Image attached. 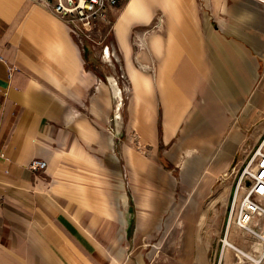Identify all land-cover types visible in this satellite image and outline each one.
<instances>
[{
    "label": "crops",
    "instance_id": "1",
    "mask_svg": "<svg viewBox=\"0 0 264 264\" xmlns=\"http://www.w3.org/2000/svg\"><path fill=\"white\" fill-rule=\"evenodd\" d=\"M244 1L254 12L242 18L262 24L264 6ZM120 3L119 12L116 8L110 16L114 40L109 43L115 54L116 49L122 54L133 101L123 118L118 107L114 121L112 97L121 94L111 83L115 75L101 78L93 65L97 60L87 62L66 24L40 0H0V264L228 263L221 257L227 210L224 216L211 212L229 204L231 181L241 169L231 171V166L243 139L238 136L235 152L224 142L228 129L233 135L243 123L249 128L264 124V108H256L264 87L244 102L240 125L236 110L223 111L232 118L231 126L219 127L210 107H222L217 102L221 85L213 88L229 66L210 32L214 45L206 56L194 0ZM160 10L166 19L161 30L168 38L155 40L149 55L145 44L138 56L142 68L152 67L151 76L135 65L132 32L150 25ZM235 29L230 32L238 36ZM142 32L136 36L144 42ZM245 93L249 86L243 84L231 107L241 106ZM198 95L202 103H197ZM257 132L262 137L264 126ZM163 145L171 146L165 153L170 170L142 159L143 146L154 153ZM37 159L47 167L34 173L29 166ZM123 161L132 171L128 189ZM223 186L230 187L227 200L213 204ZM177 206L186 210L176 213ZM199 207L207 208L200 216ZM234 220L233 215L231 225ZM245 226L243 234L253 230L258 236L256 254L243 251L241 237L234 234L238 228L230 226L229 261L237 255L261 264L264 235L250 222Z\"/></svg>",
    "mask_w": 264,
    "mask_h": 264
},
{
    "label": "rangeland",
    "instance_id": "2",
    "mask_svg": "<svg viewBox=\"0 0 264 264\" xmlns=\"http://www.w3.org/2000/svg\"><path fill=\"white\" fill-rule=\"evenodd\" d=\"M251 1H253L257 5L258 4L261 5L260 2L256 0H251ZM194 2H195V7L197 9L198 20L200 22L199 33L201 34V36L203 37L206 43L205 44L206 56L209 58L210 47L214 45L213 41H211V39H208L207 37L208 33L210 32L212 34V40L216 41L217 46L221 49V55L219 56H221V59L225 60L230 70V71L227 70V67H225L226 69H224V72L222 71V74H220L221 78L216 77L215 79L216 81L215 88H213L212 86L214 91H216L218 90V88H220V85H221L222 100L217 99V102H220L221 104L223 103L221 107L223 108V110L218 107H210V108L216 117V121H217L216 123L219 125V127H227L229 123L230 125L228 126V128L231 126L232 118L227 116L226 113H230L231 111H234V110L237 111V118L239 122L238 125H240V123H242L241 122L242 113L245 111L244 108H246L244 107L245 106L244 102L246 103L247 101L251 102V100H254L255 94L258 93L264 87V82L262 81V78H263L262 76L264 72V30H259V29L264 28V22L262 24L255 22L257 24L256 25L255 23L252 24L248 20L242 18V14H245V13L248 14L249 17H253L252 12H254L253 11L254 9L252 8L253 6L250 4H247L246 1L244 0H240V1H237V0L236 1L235 0H194ZM121 4L122 3H120V0H118V6H117L118 12L122 6ZM243 4H245V6H243ZM193 9H194V6H193ZM241 11H245V12L243 13ZM155 12L156 13H154L155 15L153 17L154 21L148 26L134 29L132 32V40H131V45L133 48V60L135 62L136 67L140 69V71H142L144 74L151 75V76H153V71L151 67L153 66V64L144 63L145 66L149 65L148 68L151 67L150 68L151 70L141 67L143 62L141 63L140 61L141 58L140 59L138 58L140 48L137 46L136 40L138 38L136 35L138 32L143 31L142 34H144L146 30H150V32L146 35L145 40L143 42L144 49H145V44L147 46L146 50L144 51L147 53V55H149L148 53L149 51L153 52V49L151 47L152 46L154 47L155 40L161 37L164 41L165 39L168 38V33L166 29L161 30V26L163 25V23L161 24L162 18L165 20V24H166L164 11L160 10V11H155ZM205 18H206L207 28L205 26ZM235 27H236L235 31L239 32L238 36L230 32L231 30L234 31ZM252 27H257L258 29L257 28L251 29ZM103 31L109 34L107 35V40H109V42L114 40V30H113V26L111 23L107 25ZM85 46L86 47L84 49L81 48L83 51V54L87 55V62L93 63L95 59L97 60L96 62L94 61L96 65L95 64L93 65L97 66V71L99 72L97 73L101 78L107 81L104 75H107V74L108 75L113 74V76L115 75L116 81L114 83V81L111 80V83L114 85L115 90L118 87L120 88L121 94L117 92L119 96L115 95L112 97L113 104L115 107V111L113 113V119L115 121L116 117L118 116L117 115L118 107H121L120 118L125 117V111L127 110V107H130L133 101V87L129 81L130 80L129 76L124 69V62H123L122 54L119 52L118 49H116L117 51L116 57L113 58L112 62L108 63L102 60L101 54H100V48H93L92 46H89L86 44ZM232 47L235 48V51L232 49ZM89 57L91 59L90 61H88ZM101 66H103V69H101ZM210 67L212 66L211 64H209V60H208L207 68H210ZM214 71H216V76H218L219 74H218L216 67L214 68ZM243 84H246L249 86V93L247 94L245 93V95H243L244 99H243V104L241 103V106L231 107V102L233 103L234 101L233 98L235 97L234 94L239 91L242 92ZM252 96H253V99L251 98ZM258 98L259 97H257V100H259ZM197 103H202L200 95H198ZM259 106L260 107H256V108L258 109L264 108V98L262 99ZM223 111H225L226 113H224ZM257 112L258 110L255 109V111L253 112V116H257ZM201 114L202 113L199 112L197 116ZM232 116H234V113ZM113 123H114V127L116 130L117 123L116 122H113ZM243 124L244 125H241V127L239 126L236 127L237 131L234 130L233 135L231 134L232 130L227 128L228 129L227 135H226L227 140L224 142L226 149H228L229 151L235 152L237 145L240 143V138L238 136H242V139H243V142H242L243 145L237 151L235 155L234 161L231 166V171L235 167L237 168L239 166H241V169H242V166H244L243 164L247 161L248 155L252 153L251 151L257 146L258 143L261 142V137L260 136L258 137L259 133L257 131H259L264 126L263 122H259L253 125L252 128H249L247 124L245 123ZM168 126H170L169 122H168ZM207 126L209 127L208 123H207ZM209 130L212 131V136H215L213 133V129L211 127H209ZM125 133L126 135H128L127 128H125ZM229 142L230 143L233 142L231 143L233 146L231 145L227 146ZM170 147H171L170 145L169 146L163 145L161 146L158 152L153 153L151 148L143 146L142 154H141L142 159L154 165H156V162H157L158 164L162 165L164 168H169L170 170L173 168V165L171 164L170 161L166 159V155H165V153L168 151V149H170ZM122 164H123V174L125 176L126 188L128 189L131 183L130 176H131L132 171L129 165L125 161H123ZM240 171L238 172V174L240 173ZM238 174L236 178L233 181H231L232 184L230 186L232 187V191L230 192V187L223 186L221 190H223L224 187L225 189L220 193V195L216 198L213 204L218 202V200L226 201L229 192H230V197H229V201H230L231 195L234 193L235 185L237 184ZM178 195H180L179 192L177 194V198H178ZM144 197L145 196H143V198ZM178 204L180 203L178 202ZM220 206L221 205H217L216 207H214V210L211 213L212 215H217L220 212H222V216H224L225 211L227 210V216H226V221H227L228 212H229L230 207L228 208V205H227L226 209L225 208L222 209L220 208ZM235 208H236L235 209L236 211L239 210L240 202L236 205ZM175 209H177L176 213L180 214L182 210H186V207L184 208L181 206H177ZM197 210H198V215L200 216L202 212L207 210V208L199 207V209ZM206 216H207V213H204L200 219V222L198 223V229H197L198 230L197 231L198 240H200L201 238V229L205 224ZM237 218L238 216L234 214V219H237ZM249 222H250V225L256 231L264 235V222L261 223L260 230L255 228L254 221H249ZM226 224L227 222H225V225L223 227L222 236H224ZM207 225L206 227H208ZM234 225L236 226V224L234 223L230 226L233 227ZM234 234H237L240 236L239 229L236 230ZM241 234L243 237L240 236L241 241H239V243L241 242V246L243 245V247H241L243 251L248 254H256L255 246L258 244V240H257L258 236L255 234L253 230H251V232L249 231L247 235L243 234L242 232ZM245 236H250V237L245 239L244 238ZM231 242H232L231 240L226 241L225 250L223 252L222 259L224 261V258L226 257L228 261L227 264H236L237 262L236 258H232V260L229 261L228 252L230 250ZM236 244L239 245L238 242ZM176 247H177L176 255L178 257L179 256L178 250H180L181 248L180 239L178 243L176 244ZM221 248H222V244H221ZM239 248H240V245L238 246V249ZM238 257L240 261L241 262L244 261L245 264H249V262H251L250 260H248L249 262H246L247 258H249L247 256L246 257L238 256ZM250 264H253V263L251 262ZM261 264H264V261Z\"/></svg>",
    "mask_w": 264,
    "mask_h": 264
},
{
    "label": "built area",
    "instance_id": "3",
    "mask_svg": "<svg viewBox=\"0 0 264 264\" xmlns=\"http://www.w3.org/2000/svg\"><path fill=\"white\" fill-rule=\"evenodd\" d=\"M44 5L68 27L72 37L80 48L86 45L93 48H100L101 58L104 62H111L116 57L111 49V44L107 40L108 33L104 28L110 24V16L118 6V0H40ZM264 6V0H257ZM150 32L142 35L143 38ZM137 46L144 48L143 42L137 40ZM15 71L16 68H12ZM264 75V72H263ZM248 155L247 161L243 164L238 174L237 184L234 193L228 204L229 212L224 236L221 238V257L225 249V242L230 229L231 220L234 214L238 216L234 220L240 231L246 230L245 223L255 222V228L260 230L261 223L264 222V134L261 142ZM47 163L43 160H34L29 169L34 173L44 171ZM240 202L239 210H235ZM236 204V205H235ZM250 236H245L247 239ZM236 264H245L235 255ZM246 262H249L248 260ZM251 262H249L250 264Z\"/></svg>",
    "mask_w": 264,
    "mask_h": 264
},
{
    "label": "trees",
    "instance_id": "4",
    "mask_svg": "<svg viewBox=\"0 0 264 264\" xmlns=\"http://www.w3.org/2000/svg\"><path fill=\"white\" fill-rule=\"evenodd\" d=\"M91 59H90V57H89V60L88 61H90Z\"/></svg>",
    "mask_w": 264,
    "mask_h": 264
},
{
    "label": "bare ground",
    "instance_id": "5",
    "mask_svg": "<svg viewBox=\"0 0 264 264\" xmlns=\"http://www.w3.org/2000/svg\"><path fill=\"white\" fill-rule=\"evenodd\" d=\"M257 1V0H256Z\"/></svg>",
    "mask_w": 264,
    "mask_h": 264
}]
</instances>
